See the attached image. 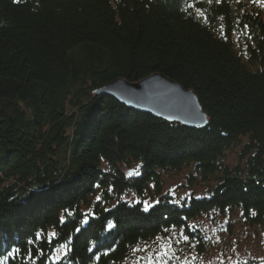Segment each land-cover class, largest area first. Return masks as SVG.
I'll return each mask as SVG.
<instances>
[{
  "label": "trees",
  "instance_id": "obj_1",
  "mask_svg": "<svg viewBox=\"0 0 264 264\" xmlns=\"http://www.w3.org/2000/svg\"><path fill=\"white\" fill-rule=\"evenodd\" d=\"M154 73L194 92L205 127L93 95ZM186 169L206 195L174 202L161 177ZM233 212L264 226V7L0 0V261L136 264L172 231L200 240L190 223Z\"/></svg>",
  "mask_w": 264,
  "mask_h": 264
},
{
  "label": "rangeland",
  "instance_id": "obj_2",
  "mask_svg": "<svg viewBox=\"0 0 264 264\" xmlns=\"http://www.w3.org/2000/svg\"><path fill=\"white\" fill-rule=\"evenodd\" d=\"M238 150L239 147L228 152L230 163L238 161ZM189 173V169H186L179 174L162 175V192L174 202L190 195L205 197L206 185L186 187L185 179ZM144 203L147 206L151 204L150 197ZM192 226L199 229L200 240L196 236L183 235L182 231H172L171 235L158 239L145 253L139 254L136 264H264V226L245 225L237 212L220 216L206 214L190 223ZM63 252L59 248L52 259L58 261Z\"/></svg>",
  "mask_w": 264,
  "mask_h": 264
},
{
  "label": "water",
  "instance_id": "obj_3",
  "mask_svg": "<svg viewBox=\"0 0 264 264\" xmlns=\"http://www.w3.org/2000/svg\"><path fill=\"white\" fill-rule=\"evenodd\" d=\"M93 95L110 96L131 110L188 128H202L208 122L194 92L159 73L131 83L120 77L97 87Z\"/></svg>",
  "mask_w": 264,
  "mask_h": 264
},
{
  "label": "snow or ice",
  "instance_id": "obj_4",
  "mask_svg": "<svg viewBox=\"0 0 264 264\" xmlns=\"http://www.w3.org/2000/svg\"><path fill=\"white\" fill-rule=\"evenodd\" d=\"M209 2H212V0H209ZM216 3H220L221 0H215ZM253 3H257L260 4L262 7H264V0H252ZM133 173L129 172L128 175L131 176ZM145 211H147V206L145 207ZM253 215H255V212L252 213ZM109 227H112L111 224H109ZM53 235H55V233H53ZM37 238H39V234H37ZM185 240L188 239L187 236L184 237ZM91 250V249H90ZM0 264H3L2 261H0Z\"/></svg>",
  "mask_w": 264,
  "mask_h": 264
}]
</instances>
